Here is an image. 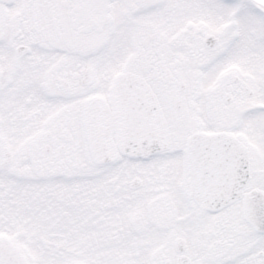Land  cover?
<instances>
[{"label":"snow or ice","instance_id":"snow-or-ice-1","mask_svg":"<svg viewBox=\"0 0 264 264\" xmlns=\"http://www.w3.org/2000/svg\"><path fill=\"white\" fill-rule=\"evenodd\" d=\"M0 264H264V0H0Z\"/></svg>","mask_w":264,"mask_h":264}]
</instances>
